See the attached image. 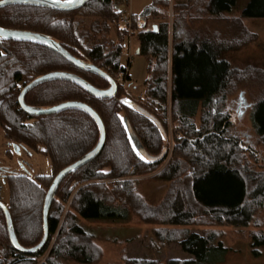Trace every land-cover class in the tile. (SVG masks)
<instances>
[{"label": "trees", "instance_id": "obj_1", "mask_svg": "<svg viewBox=\"0 0 264 264\" xmlns=\"http://www.w3.org/2000/svg\"><path fill=\"white\" fill-rule=\"evenodd\" d=\"M91 1L70 11L31 4L6 5L0 7V27L43 33L74 57L105 70L112 77L119 72L126 73L120 58V44L128 30L126 27H116L120 14L115 8V0H102L110 11L98 14L104 24L111 23L116 28L115 40L111 38L109 43L89 46L88 42H84L89 40V36L77 32L75 19L78 16H91ZM236 2L183 0L182 4H176L171 42L168 22H161L155 30L144 28L152 7L146 9L142 26H139L142 23L139 15H131L132 27L137 30L134 36L139 43L138 55L147 57L149 61V76L144 82L145 100L138 99V104L159 119L167 132L166 103L169 99L172 122L181 134L174 136L173 155L156 176L170 183L167 195L157 207L146 205L134 196L127 181H119L116 186L110 187L101 183L82 185L105 177L133 176L159 166L164 160L147 163L133 145L126 122L150 155H157L163 147H167L169 137L167 134L164 138L150 120L129 105L131 99L123 88L119 87L116 95L102 98L72 81L56 79L40 83L25 94V103L35 108H47L65 101L88 104L101 118L106 137L101 151L66 174L57 186L49 207L48 238L41 249L33 253L16 250L10 242L5 215L0 208V264H37L36 258L48 249L46 258L40 264L94 263L99 249L93 243L92 235L77 223L78 217L126 221L130 213L135 212L144 221L160 220L169 225H189L197 215L207 213L216 224L234 227L249 225L257 208L262 205L264 187L248 188L235 160L240 146L227 134L230 119L220 112L218 106L239 82L253 77L264 81V66L233 69L222 57L223 53L244 45L245 38L241 39L244 36L248 41L251 39L244 25L241 31L245 35L230 41L214 39V32L206 36L185 30L187 12L219 17L231 12ZM181 14L184 15L182 20L178 18ZM240 15L264 18V0H248ZM189 18L190 21L194 20L191 16ZM169 46L171 56L168 66ZM58 70L74 72L101 89L108 86L104 78L76 67L46 45L0 37V129L3 137L9 143L40 153L48 158L50 169L57 170L52 176H30L27 170L18 173L9 168L1 171L8 189L6 205L14 231L19 244L26 248L37 245L43 236V202L53 178L61 169L92 150L99 138L96 122L80 108H65L41 115H30L20 108V88L37 76ZM125 77L129 79L128 74ZM199 109L202 117L197 125L193 118ZM251 121L255 132L264 137V90L253 105ZM110 141L113 150L106 152ZM10 153L7 151V154ZM79 185L82 186L73 194L68 211L61 220L65 210L62 203L68 201L74 188ZM130 195L136 199L135 203L128 201ZM55 203L60 205V212L52 213ZM132 204L139 206L137 212ZM166 208L171 216L162 213ZM157 231L159 234L165 230ZM169 233L171 240L178 236L182 251L191 258L167 263L133 260L131 264H216L223 260L228 251L221 241H214V235L210 232L200 234L188 229H176L169 230ZM250 245L252 254L258 256L259 248L264 249V234H253Z\"/></svg>", "mask_w": 264, "mask_h": 264}, {"label": "rangeland", "instance_id": "obj_2", "mask_svg": "<svg viewBox=\"0 0 264 264\" xmlns=\"http://www.w3.org/2000/svg\"><path fill=\"white\" fill-rule=\"evenodd\" d=\"M146 1L147 9L152 7V13L147 16L145 21V29H152L161 22H168L169 42H171V25L175 19V5L182 4L183 0H173V2H162L154 0H136L134 5L129 4L130 12L139 15L141 9L137 10L135 3H143ZM248 0H237L235 7L229 13L220 15L219 17H210L204 13L187 12L185 15L186 31L189 33H197L209 36L213 33L214 39L233 40L234 37L240 39L245 34L241 31L243 25L249 31L250 40L244 39L246 43L237 49L229 50L222 54L223 59L227 60L233 69H244L248 67L264 66V18L241 17L240 13ZM126 0H115V5ZM110 11V7L105 5L102 0H92L90 3L91 16H78L75 19L77 24V32L85 33L89 36V46L94 44L109 43L115 40L116 28L111 23L102 21L98 14H105ZM189 16L193 17L190 21ZM183 14L178 15L182 20ZM177 19V18H176ZM182 23V21H181ZM106 26V27H105ZM243 27V29H244ZM133 28V27H132ZM130 37L125 34L123 40L128 41V48L123 49L120 53L121 62L125 66L126 73L130 74L131 84L128 97L140 103L145 100V80L149 74L147 71L148 58L135 53L139 43L135 39V33ZM183 37V35H181ZM211 36V35H210ZM171 48L168 50V66L170 63ZM122 74H118V77ZM145 77V79H144ZM20 87L21 84H18ZM170 86L169 67L167 71V89ZM264 90V81L258 80L256 77L248 78L239 82L236 87L225 95L218 109L231 118L236 110L242 113L230 120L227 128V134L232 137L240 146L236 153L235 160L238 167L244 174L248 188L264 187V137L259 136L252 125L251 112L256 100L262 95ZM169 94V92H168ZM168 98V97H167ZM167 134L169 137L167 145V154L161 164L151 170L135 174L133 176H124L123 178H102L99 180L87 181L88 183H101L108 187L116 186L120 181H127L132 190V194L140 198L146 205L157 207L162 203L169 191L170 183L168 181L158 179L157 173L160 172L173 155L174 136H180L170 113V101L167 99ZM129 111H127L128 113ZM130 115V113H128ZM131 116V115H130ZM202 111L199 109L193 118L196 124H199ZM8 142L4 139L0 129V168H13L17 172H23L21 169V160L26 166V170L30 176L48 175L56 173L50 169L48 158L40 153L32 150L20 149L17 154ZM111 141L106 152L111 149ZM38 149H42L39 147ZM10 151V155L7 154ZM29 152V153H28ZM255 178V179H253ZM259 179L258 181H255ZM82 185L76 186L72 191L67 202L62 203L63 216L68 211L71 198L75 191ZM1 199L8 202V189L6 184L0 181ZM264 190V189H263ZM128 201L135 203L133 196L128 197ZM59 204L55 203L52 207V213L60 212ZM131 206V205H130ZM134 210H139V206H134ZM167 208L162 211L163 214L170 215ZM161 213V214H162ZM165 214V215H166ZM143 216V215H142ZM163 216V215H161ZM171 216V215H170ZM147 218V217H145ZM168 219L170 217H167ZM151 220V218H147ZM160 222V220H158ZM159 222L144 221L135 212L130 213V217L126 221H109V220H88L78 217L77 223L84 227L91 235L93 243L99 249L98 258L92 264H131L133 260H156L161 263H167L170 260H186L191 258L187 253L183 252L179 243L178 236L171 240L169 230L188 229L191 232L207 233L214 235V241H221L228 251L223 260L216 264H264V249L259 248L260 254L254 256L251 248V236L253 234H264V196L262 205L257 208L252 221L246 227H234L226 224H216L212 220L210 214L205 213L204 216L197 215L192 224L189 225H169ZM165 230L159 233L157 230ZM173 235V234H171ZM175 237V236H174ZM54 238V237H53ZM52 238V239H53ZM173 238V237H172ZM49 250V249H48ZM48 250L37 257V264L44 261L48 254ZM67 264H78L75 262H67Z\"/></svg>", "mask_w": 264, "mask_h": 264}, {"label": "water", "instance_id": "obj_3", "mask_svg": "<svg viewBox=\"0 0 264 264\" xmlns=\"http://www.w3.org/2000/svg\"><path fill=\"white\" fill-rule=\"evenodd\" d=\"M88 1L89 0H4L3 3H0V7L10 5V4H31V5L48 7V8L56 9V10H60V11H70V10H75L77 8H80L83 4H85ZM146 14H147V10H144V12H142L139 15V17L142 20V23H140L139 26H142L144 24V16H146ZM153 29L155 30L156 26H154ZM0 37L30 40V41H35V42L41 43L43 45H46L47 47H49L50 49H52L53 51H55L56 53L61 55L63 58H65L67 61L71 62L76 67H78L84 71L92 72V73L104 78L105 80H107V82L109 83V86H110L108 90L100 89L98 87L93 86L88 81H86L81 76H79L75 73L58 70V71L47 72L45 74L37 76L36 78L31 80L29 83H27L20 91V94L18 96V103L20 105V108L24 112H26L30 115L50 114V113H55L57 111L65 109V108H80V109L84 110L85 112H87L94 119V121L96 122V124L99 128V138H98V141H97L95 147L92 150H90L89 152H87L86 154H84L82 157H80L78 160L72 162L71 164H69L66 167H64L63 169H61L55 175L51 184L49 185L47 192L45 194V197H44L43 209H42L44 233H43V236H42L40 242L37 245H35L33 247L26 248V247H23L19 244L17 237H16V234H15V231H14L10 212L7 208V205L0 199V208L3 210L4 215H5L7 232H8L9 239H10L12 246L20 252L33 253V252H36L37 250L41 249L47 241V238H48V213H49L50 202H51V199H52L54 192H55L57 186L59 185L60 181L63 179V177L66 174H68L69 172H71V171L77 169L78 167L82 166L83 164H85L86 162H88L89 160L94 158L101 151V149L104 145V142H105L106 133H105L104 124H103L101 118L99 117V115L97 114V112L91 106H89L88 104H86L84 102H81V101H65V102H62V103H59L57 105L47 107V108H35V107L28 106L25 103L24 96L32 87H34L40 83L47 82L50 80L61 79V80L72 81V82L78 84L79 86L83 87L84 89H86L87 91L92 93L93 95L103 98V97H109L115 93L116 83L108 73H106L105 71H103L102 69H100L99 67H97L93 64L84 62V61L74 57L61 44H59L57 41H55L54 39H52L51 37H49L43 33L34 32V31H30V30H19V29L0 27ZM136 54H138V50L136 51ZM131 107L136 112H138L139 114H141L142 116H144L145 118L150 120L156 126V128L158 129V131L160 132V134L163 137L166 136L165 130H164L161 122L153 114H151L148 110H146L145 108H143L140 105L135 104V103H132ZM241 113L242 112L239 111V108H238L236 110L235 114L231 116L230 120H233L235 118V116H237V117L240 116ZM126 127H127V132L130 136V139L133 142V145L135 146V148H136L137 152L140 154V156L144 157L143 160L145 162L155 163V162H159L165 158V155L167 153V149L165 147L162 148L160 153L157 155L148 154L145 151V149L140 145L137 138L133 135L131 127H130L129 123H127V122H126ZM11 146H12V148H14V150L17 154L20 153V146L19 145L12 143ZM0 170H1V168H0ZM0 176L2 177V175H0Z\"/></svg>", "mask_w": 264, "mask_h": 264}, {"label": "flooded vegetation", "instance_id": "obj_4", "mask_svg": "<svg viewBox=\"0 0 264 264\" xmlns=\"http://www.w3.org/2000/svg\"><path fill=\"white\" fill-rule=\"evenodd\" d=\"M147 30H149L148 28H147ZM101 69V68H100ZM103 70V69H102ZM103 71H105V70H103ZM106 72V71H105ZM71 73H74V72H71ZM107 73V72H106ZM76 74V73H75ZM119 74L121 75L122 74V76H119L118 77V75L116 76V77H112L110 74V76L113 78V80L115 81V83H116V90H115V93L113 94V95H116L117 93H118V90H119V87H121V88H123L124 90H125V92L126 93H128L129 92V90H127L128 88H129V86H130V84H131V78H130V74H128V73H123V72H119ZM125 74H128V76H129V79H127L126 77H125ZM78 75V74H77ZM80 76V75H79ZM82 77V76H81ZM83 79H85L84 77H82ZM86 80V79H85ZM87 81V80H86ZM89 82V81H88ZM90 83V82H89ZM91 84V83H90ZM94 86V85H93ZM24 86H22L21 88H20V91H21V89L23 88ZM109 83H108V86L106 87V88H103L104 90H108L109 89ZM101 89V88H100ZM112 96V95H111ZM110 97V96H109ZM132 103H135V104H138V103H136L135 101H133V100H130L129 101V105L131 106V104ZM139 105V104H138ZM159 120V119H158ZM163 126V125H162ZM164 128V127H163ZM164 130H165V128H164ZM160 133V132H159ZM165 137L164 138H166L167 137V132H166V130H165ZM8 144L9 145H11L12 143H9L8 142ZM20 146V145H19ZM12 147V146H11ZM21 148H23L24 150H26V151H28L29 149L28 148H26V147H24V146H20V149ZM164 148V147H163ZM166 149H167V147H165ZM162 150V149H161ZM168 150V149H167ZM33 151V150H32ZM29 153V152H28ZM167 154V153H166ZM166 156V155H165ZM21 162V164H20V166H21V169L25 172L26 171V166H25V162L23 161V160H21L20 161ZM5 168H1V170H0V175H2L1 174V171L2 170H4ZM9 169H11V170H14V171H16L15 169H13V168H9ZM17 172V171H16ZM18 173H23V172H18ZM4 176L2 175V177L0 176V180L1 181H3L4 182ZM0 190H1V187H0ZM0 199H1V192H0ZM2 200V199H1ZM3 201V200H2ZM5 203V202H4ZM6 204V203H5Z\"/></svg>", "mask_w": 264, "mask_h": 264}, {"label": "built area", "instance_id": "obj_5", "mask_svg": "<svg viewBox=\"0 0 264 264\" xmlns=\"http://www.w3.org/2000/svg\"><path fill=\"white\" fill-rule=\"evenodd\" d=\"M119 12V18L116 24V27L118 28H127L128 30V36L130 37L131 35H133L134 33V28H132V24H131V15L132 13L127 9L126 7V3L123 4H119V6H117L116 8ZM128 41H126L125 39L122 40L120 46L123 49L128 48Z\"/></svg>", "mask_w": 264, "mask_h": 264}, {"label": "crops", "instance_id": "obj_6", "mask_svg": "<svg viewBox=\"0 0 264 264\" xmlns=\"http://www.w3.org/2000/svg\"><path fill=\"white\" fill-rule=\"evenodd\" d=\"M134 1H136V0H126V2H120V3H118L117 5H115V8H117V6H119V4L121 5V4H123V3H126V7H127V9L130 11V9H129L130 6H129V4H130V2H131V4L134 5V4H133ZM156 1H164V0H154V3H155ZM166 1L173 2V0H166ZM135 4L137 5V7H135V8H137V10H140V9L142 10L141 13L144 12V10L147 9V7H146V5H145V4H146V1H145V2L143 1V3H135ZM141 13H140V14H141ZM132 14H133V13H132ZM140 14H139V15H140ZM154 26H155V25H153L152 28H153ZM148 29H149V28H148ZM136 51H137V48H136V50H135V53H136ZM144 79H145V77H144ZM7 145H8V146H11V145H9V144H7ZM0 181H1V180H0ZM2 182H3V181H2ZM3 183H4V182H3ZM4 184H5V183H4ZM0 192H1V190H0Z\"/></svg>", "mask_w": 264, "mask_h": 264}, {"label": "snow or ice", "instance_id": "obj_7", "mask_svg": "<svg viewBox=\"0 0 264 264\" xmlns=\"http://www.w3.org/2000/svg\"><path fill=\"white\" fill-rule=\"evenodd\" d=\"M4 2V0H0V3H3ZM141 159H144V157L143 156H141Z\"/></svg>", "mask_w": 264, "mask_h": 264}]
</instances>
